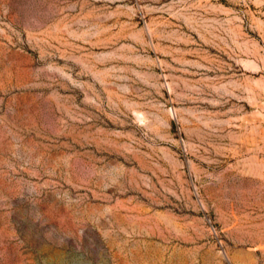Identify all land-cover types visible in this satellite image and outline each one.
Wrapping results in <instances>:
<instances>
[{
	"label": "rangeland",
	"instance_id": "374dc122",
	"mask_svg": "<svg viewBox=\"0 0 264 264\" xmlns=\"http://www.w3.org/2000/svg\"><path fill=\"white\" fill-rule=\"evenodd\" d=\"M0 264H264V0H0Z\"/></svg>",
	"mask_w": 264,
	"mask_h": 264
}]
</instances>
